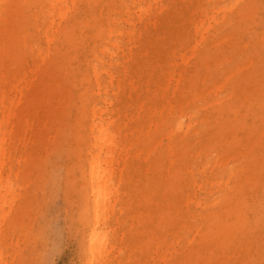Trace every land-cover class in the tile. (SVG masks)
Here are the masks:
<instances>
[{
	"label": "bare ground",
	"instance_id": "1",
	"mask_svg": "<svg viewBox=\"0 0 264 264\" xmlns=\"http://www.w3.org/2000/svg\"><path fill=\"white\" fill-rule=\"evenodd\" d=\"M222 3L0 0V192H16L30 164L61 143L59 130L70 129L81 146L86 264L217 263L207 242L222 231L218 216L203 207L208 197L190 190L197 181L191 163L200 158L194 149L216 136L228 101L198 68L245 12ZM178 6L187 18L181 30L173 23ZM144 22L175 40L156 85L149 76L143 85L135 58L134 49L149 54ZM7 205L3 197L0 264L4 229L18 223Z\"/></svg>",
	"mask_w": 264,
	"mask_h": 264
},
{
	"label": "rangeland",
	"instance_id": "2",
	"mask_svg": "<svg viewBox=\"0 0 264 264\" xmlns=\"http://www.w3.org/2000/svg\"><path fill=\"white\" fill-rule=\"evenodd\" d=\"M231 4L235 11H245L242 20L221 35L218 49L212 48L206 63L198 68V75L208 71L211 80L223 86L220 98L224 101L228 96V101L221 112V126L214 130L216 136L199 139L202 143L197 142L194 149L200 158L191 163L197 181L191 184L190 193L192 197H208L209 203L203 207H212L218 216L222 231L212 245L207 242V255L216 259V264H264V0L222 3ZM184 8L178 6L174 28L181 30L185 25ZM145 24L149 32L144 36L143 47L149 54L142 58L140 50L134 49L135 58L142 62L141 80L149 76L157 79L152 80L156 85L163 77L169 43L173 45L175 40L170 35L163 39L161 31L152 29V23L144 22L142 27ZM228 36L234 38L230 50V42L223 43ZM159 50L158 57L154 56ZM227 75L230 82L224 85ZM36 86L39 90L40 82ZM59 132L61 143L55 148L47 147L42 161L30 164V175L19 178V189L0 192V201L3 197L12 201L11 209L7 205L5 211L10 212V218L17 216L18 221L4 229L6 264L87 263L83 223L86 214L79 166L82 164L77 157L81 146L67 127ZM195 140L198 139L191 140L192 145ZM202 183L200 191L198 186ZM3 215L0 208V216ZM117 217L128 227L131 225V221H125L126 215ZM110 236L112 240L115 237Z\"/></svg>",
	"mask_w": 264,
	"mask_h": 264
}]
</instances>
